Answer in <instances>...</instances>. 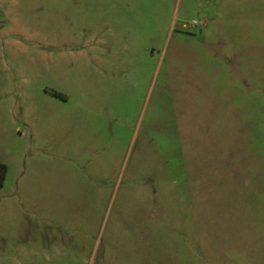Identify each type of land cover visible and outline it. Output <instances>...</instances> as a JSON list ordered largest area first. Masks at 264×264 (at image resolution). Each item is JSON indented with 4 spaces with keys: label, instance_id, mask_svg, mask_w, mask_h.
I'll use <instances>...</instances> for the list:
<instances>
[{
    "label": "rangeland",
    "instance_id": "obj_1",
    "mask_svg": "<svg viewBox=\"0 0 264 264\" xmlns=\"http://www.w3.org/2000/svg\"><path fill=\"white\" fill-rule=\"evenodd\" d=\"M0 264H264V0H0Z\"/></svg>",
    "mask_w": 264,
    "mask_h": 264
},
{
    "label": "trees",
    "instance_id": "obj_2",
    "mask_svg": "<svg viewBox=\"0 0 264 264\" xmlns=\"http://www.w3.org/2000/svg\"><path fill=\"white\" fill-rule=\"evenodd\" d=\"M5 171V166L0 164V172H4ZM0 181H1V178H0Z\"/></svg>",
    "mask_w": 264,
    "mask_h": 264
}]
</instances>
